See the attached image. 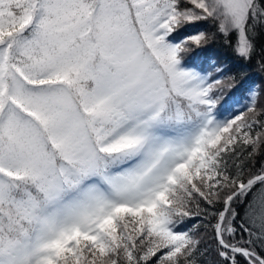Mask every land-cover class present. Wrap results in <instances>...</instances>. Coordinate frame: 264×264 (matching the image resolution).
I'll return each mask as SVG.
<instances>
[{
  "label": "snow or ice",
  "instance_id": "6c2138e0",
  "mask_svg": "<svg viewBox=\"0 0 264 264\" xmlns=\"http://www.w3.org/2000/svg\"><path fill=\"white\" fill-rule=\"evenodd\" d=\"M262 31L264 0H0V264H264V85L199 56Z\"/></svg>",
  "mask_w": 264,
  "mask_h": 264
},
{
  "label": "trees",
  "instance_id": "16d2710c",
  "mask_svg": "<svg viewBox=\"0 0 264 264\" xmlns=\"http://www.w3.org/2000/svg\"><path fill=\"white\" fill-rule=\"evenodd\" d=\"M202 24L201 28L207 30L209 33L214 32L215 29L212 25ZM233 43H234V37ZM200 62L202 67L206 70L211 71L215 78H224L225 80L229 76H235V84L238 85L237 92L249 85H264V73H261L258 68V63L264 61V31L256 38V51L252 56L251 60L245 61L238 58L232 49V46L225 43L224 38L217 35L215 39H210L208 45L199 51ZM187 59V58H186ZM215 62L218 66L225 69L222 76H217L212 68V63ZM229 89L225 86L224 94L227 95ZM260 103L264 104V95L261 96ZM256 168H259L261 164H264V154L257 156L256 158ZM251 163V162H250ZM249 200L252 199L250 195ZM241 216H243V208H240ZM202 217H193L187 219L185 224L182 226L183 230L193 228L194 225L199 224L198 235L202 238V243L200 245L201 250L205 248H213L214 240L213 233L210 229H205L203 224L206 223ZM215 221L213 220L212 223ZM215 258L214 251H209L207 259L211 260Z\"/></svg>",
  "mask_w": 264,
  "mask_h": 264
},
{
  "label": "rangeland",
  "instance_id": "374dc122",
  "mask_svg": "<svg viewBox=\"0 0 264 264\" xmlns=\"http://www.w3.org/2000/svg\"><path fill=\"white\" fill-rule=\"evenodd\" d=\"M210 24H208V26H209ZM208 26H207V28H208ZM205 31H207V30H205ZM208 32V31H207Z\"/></svg>",
  "mask_w": 264,
  "mask_h": 264
}]
</instances>
